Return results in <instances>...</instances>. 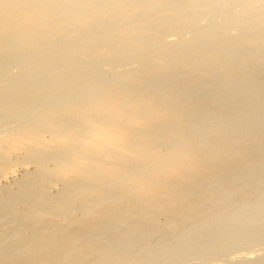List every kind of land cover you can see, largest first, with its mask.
I'll use <instances>...</instances> for the list:
<instances>
[{"label":"bare ground","instance_id":"obj_1","mask_svg":"<svg viewBox=\"0 0 264 264\" xmlns=\"http://www.w3.org/2000/svg\"><path fill=\"white\" fill-rule=\"evenodd\" d=\"M0 264H264V0H0Z\"/></svg>","mask_w":264,"mask_h":264},{"label":"rangeland","instance_id":"obj_2","mask_svg":"<svg viewBox=\"0 0 264 264\" xmlns=\"http://www.w3.org/2000/svg\"><path fill=\"white\" fill-rule=\"evenodd\" d=\"M13 63V64H12ZM9 65V68H7V66ZM7 66H6V68H5V70L6 71H13V69L14 70H16L17 69V63L15 62V61H12V62H10L9 64H8ZM13 66V67H12ZM192 260V259H191ZM191 260H189V261H191ZM194 260V259H193Z\"/></svg>","mask_w":264,"mask_h":264}]
</instances>
